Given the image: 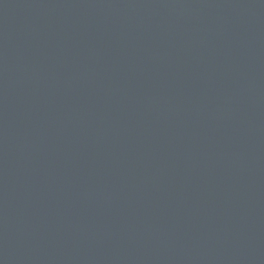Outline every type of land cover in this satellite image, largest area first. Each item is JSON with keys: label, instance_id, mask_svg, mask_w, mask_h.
I'll list each match as a JSON object with an SVG mask.
<instances>
[{"label": "water", "instance_id": "water-1", "mask_svg": "<svg viewBox=\"0 0 264 264\" xmlns=\"http://www.w3.org/2000/svg\"><path fill=\"white\" fill-rule=\"evenodd\" d=\"M0 264H264V0H0Z\"/></svg>", "mask_w": 264, "mask_h": 264}]
</instances>
